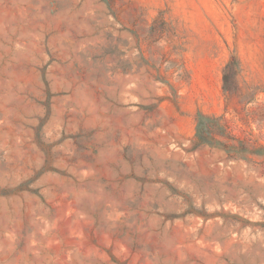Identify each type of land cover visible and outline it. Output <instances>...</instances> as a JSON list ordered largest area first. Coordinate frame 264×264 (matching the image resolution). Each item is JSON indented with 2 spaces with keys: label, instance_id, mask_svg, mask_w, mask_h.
Listing matches in <instances>:
<instances>
[{
  "label": "rangeland",
  "instance_id": "1",
  "mask_svg": "<svg viewBox=\"0 0 264 264\" xmlns=\"http://www.w3.org/2000/svg\"><path fill=\"white\" fill-rule=\"evenodd\" d=\"M0 264H264V0H0Z\"/></svg>",
  "mask_w": 264,
  "mask_h": 264
},
{
  "label": "trees",
  "instance_id": "2",
  "mask_svg": "<svg viewBox=\"0 0 264 264\" xmlns=\"http://www.w3.org/2000/svg\"><path fill=\"white\" fill-rule=\"evenodd\" d=\"M238 69V61L235 56H231L223 70V89L228 92L232 89V79Z\"/></svg>",
  "mask_w": 264,
  "mask_h": 264
}]
</instances>
